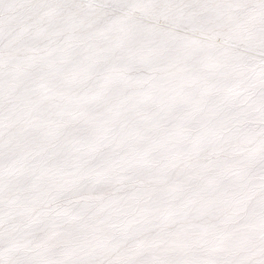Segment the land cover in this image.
<instances>
[{
	"label": "snow or ice",
	"instance_id": "6c2138e0",
	"mask_svg": "<svg viewBox=\"0 0 264 264\" xmlns=\"http://www.w3.org/2000/svg\"><path fill=\"white\" fill-rule=\"evenodd\" d=\"M0 264H264V0H0Z\"/></svg>",
	"mask_w": 264,
	"mask_h": 264
}]
</instances>
